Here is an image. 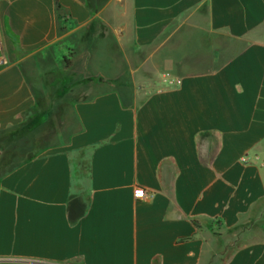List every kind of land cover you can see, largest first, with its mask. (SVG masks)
Instances as JSON below:
<instances>
[{
  "label": "crops",
  "instance_id": "obj_1",
  "mask_svg": "<svg viewBox=\"0 0 264 264\" xmlns=\"http://www.w3.org/2000/svg\"><path fill=\"white\" fill-rule=\"evenodd\" d=\"M0 151V264H264V0H0Z\"/></svg>",
  "mask_w": 264,
  "mask_h": 264
},
{
  "label": "built area",
  "instance_id": "obj_2",
  "mask_svg": "<svg viewBox=\"0 0 264 264\" xmlns=\"http://www.w3.org/2000/svg\"><path fill=\"white\" fill-rule=\"evenodd\" d=\"M133 197L136 200H144L147 197V194L144 189L138 187L133 191Z\"/></svg>",
  "mask_w": 264,
  "mask_h": 264
},
{
  "label": "rangeland",
  "instance_id": "obj_3",
  "mask_svg": "<svg viewBox=\"0 0 264 264\" xmlns=\"http://www.w3.org/2000/svg\"><path fill=\"white\" fill-rule=\"evenodd\" d=\"M143 73L148 75V74H150V71L148 69H145Z\"/></svg>",
  "mask_w": 264,
  "mask_h": 264
},
{
  "label": "water",
  "instance_id": "obj_4",
  "mask_svg": "<svg viewBox=\"0 0 264 264\" xmlns=\"http://www.w3.org/2000/svg\"><path fill=\"white\" fill-rule=\"evenodd\" d=\"M1 152V151H0Z\"/></svg>",
  "mask_w": 264,
  "mask_h": 264
}]
</instances>
